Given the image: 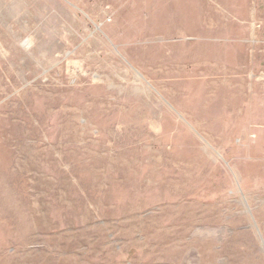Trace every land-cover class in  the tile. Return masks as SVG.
Returning a JSON list of instances; mask_svg holds the SVG:
<instances>
[{"label":"rangeland","instance_id":"1","mask_svg":"<svg viewBox=\"0 0 264 264\" xmlns=\"http://www.w3.org/2000/svg\"><path fill=\"white\" fill-rule=\"evenodd\" d=\"M0 264H264V0H0Z\"/></svg>","mask_w":264,"mask_h":264},{"label":"crops","instance_id":"2","mask_svg":"<svg viewBox=\"0 0 264 264\" xmlns=\"http://www.w3.org/2000/svg\"><path fill=\"white\" fill-rule=\"evenodd\" d=\"M229 14H230V17L228 18V16H226L227 18H225V19L226 20H229L230 19V21L232 23V21L234 20V18L232 17V14L230 12H229ZM193 15H194V21L196 22V23H194V25H198V26H202V25L203 26H210L211 25V26H214L216 24L215 22H212V19H210L211 21L208 22V23L201 22L202 20H205L207 18H205V19L203 18L202 19V17L200 15L197 16V15H195V13ZM202 15H205V13L203 12ZM240 20L243 21V19H240ZM229 41L231 42V39L230 38H229ZM233 43L237 44L238 42L237 41H233ZM239 43L241 44L240 45L241 46V50L244 53V55H241L242 58L240 60V73H239V74L242 75L241 78L243 79L244 76L247 75L250 72V71H248V69H249V67H248L249 62L248 61H249L250 55L252 53L249 55V53H250V45L248 43L242 42V41H240ZM178 57H180V58H178L180 60L184 59V55L183 54L182 55H178ZM168 58H170L169 54H168V56H166V59H168ZM178 66L180 67V64ZM253 73H255V72H253Z\"/></svg>","mask_w":264,"mask_h":264}]
</instances>
